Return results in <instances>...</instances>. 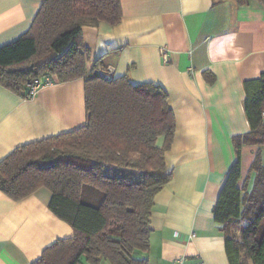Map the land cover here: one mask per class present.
<instances>
[{
    "label": "crops",
    "instance_id": "1",
    "mask_svg": "<svg viewBox=\"0 0 264 264\" xmlns=\"http://www.w3.org/2000/svg\"><path fill=\"white\" fill-rule=\"evenodd\" d=\"M41 2L0 0V46L29 29ZM120 3L117 24L83 26L87 71L99 58L97 68L112 70L113 77L126 74L134 84L160 85L175 119L164 156L171 178L153 200L149 249L135 257L171 264L179 256L189 263L200 255L205 264H229L212 208L236 157L232 137L250 130L243 82L264 74V7L260 0ZM206 70L214 82L205 80ZM85 120L83 77L40 86L29 98L0 85V160L24 143L71 131ZM156 143L161 146L163 137ZM257 153L264 164V148L241 147L240 186ZM253 178L252 173L249 187ZM50 195L41 187L14 200L0 189V264H31L57 239L73 235L48 208Z\"/></svg>",
    "mask_w": 264,
    "mask_h": 264
},
{
    "label": "trees",
    "instance_id": "2",
    "mask_svg": "<svg viewBox=\"0 0 264 264\" xmlns=\"http://www.w3.org/2000/svg\"><path fill=\"white\" fill-rule=\"evenodd\" d=\"M121 16L120 0H42L29 29L0 46V85L23 98H29L28 82L46 74L61 82L84 78L82 126L24 143L0 160L4 194L19 200L47 188L48 208L73 229L31 264H83L82 258L147 264L135 253L149 249L153 200L171 178L164 156L175 119L160 85L134 84L126 74L107 79L94 71L99 58L87 71L83 26L115 25ZM203 75L214 82L212 72ZM243 88L250 130L232 137L236 157L212 213L229 264H264V164L258 153L239 185L241 147L264 148V74L245 80Z\"/></svg>",
    "mask_w": 264,
    "mask_h": 264
},
{
    "label": "built area",
    "instance_id": "3",
    "mask_svg": "<svg viewBox=\"0 0 264 264\" xmlns=\"http://www.w3.org/2000/svg\"><path fill=\"white\" fill-rule=\"evenodd\" d=\"M159 54L163 62H168L169 60L168 54L164 47L159 48ZM94 71L100 74L101 76H104L107 79L111 77L112 70H108V72H105L102 68L99 67ZM55 81H57V78L55 75L46 74L44 76L37 77L33 79L32 81L28 82L27 87L29 88V97H32L40 86L52 84ZM262 115L264 116V112L262 113ZM171 264H205V262L201 258L200 255H196L194 257V260L189 263H187L186 256H179L175 258Z\"/></svg>",
    "mask_w": 264,
    "mask_h": 264
}]
</instances>
